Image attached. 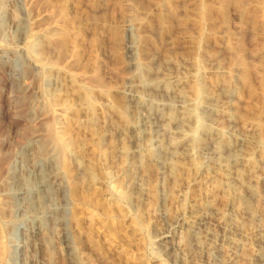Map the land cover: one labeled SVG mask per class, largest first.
<instances>
[{
	"label": "rangeland",
	"instance_id": "rangeland-1",
	"mask_svg": "<svg viewBox=\"0 0 264 264\" xmlns=\"http://www.w3.org/2000/svg\"><path fill=\"white\" fill-rule=\"evenodd\" d=\"M165 69L183 109L199 114L209 104L211 124L192 123L189 143L202 146L203 133L216 129L224 155L239 134L249 140V157L224 170L211 149L178 155L183 142L171 119L183 109L168 107L154 77ZM138 98L150 121L159 120L160 163L131 153L127 124ZM20 136L32 137L29 148L21 149ZM1 151L23 160L14 162L17 171L42 161L35 179L56 170L65 180L67 196L52 189L45 204L58 217L44 227L50 264H65L61 221L75 264H204L205 239L189 228L191 212L202 207L233 211L229 220L241 230L231 234L237 245L229 264H250L253 225L264 230V0H0ZM4 176L0 264H20L14 249L24 239L16 230L25 219L12 216L15 188ZM245 185L255 194L250 216L234 211ZM203 227L220 232L212 222Z\"/></svg>",
	"mask_w": 264,
	"mask_h": 264
},
{
	"label": "bare ground",
	"instance_id": "bare-ground-1",
	"mask_svg": "<svg viewBox=\"0 0 264 264\" xmlns=\"http://www.w3.org/2000/svg\"><path fill=\"white\" fill-rule=\"evenodd\" d=\"M128 29H131V27L130 28L128 27ZM127 49L129 52H132L134 50L131 43H130V45L128 44ZM133 58L134 57H132V60H133ZM133 68L136 70V72L139 75V77L141 78V80L142 79L144 80L146 75L144 74L145 71H144L143 67L141 66V64L139 62H133ZM154 77H156L155 80L157 81V84L159 83L158 87L161 86L160 88H158V89H160V91L162 90L161 95L164 98L166 97V100H168V102H169V103H167L169 105L168 107L175 108V104H177V106H179V110H180L182 108L181 106L184 105L183 102L181 101L182 96H181V98H179V97H177L178 95L177 96L171 95L169 93L170 92V84H171V82H173L172 80L175 79L173 73H171L169 70L165 69L164 72H162L160 75H158V76L154 75ZM148 78H150V77H148ZM153 81H154V79H153ZM142 85H144L146 87L144 82H142ZM135 93L136 92L133 93L135 95V96H133V99L136 98V96H137ZM138 95H139V93H138ZM155 97H156V94H155ZM130 99H132V97H130ZM144 106L146 107V104L144 102H141L139 100V98L135 101L133 107L135 109L134 114L136 115V118L132 121L130 120V122L127 124L128 127L126 126L128 134L130 135L129 138H130L131 143H132L131 153L137 154V155L146 154V156H147L146 159L148 161L153 162V163H160L162 161V156L159 157L160 154H162L161 148L159 149L158 147H156L157 145L156 146L154 145V142L156 140L158 133L161 132L160 124H158L159 120L155 121V122L150 121L151 119L149 117H151V116H148L147 115L148 113L146 112L147 113L146 114L145 111H143ZM203 106L204 107H203L201 112L199 111L200 112L199 114H195V112L193 111L194 109L193 110H186V109L182 108L183 110H180V112H178L179 114H175V116L177 115L178 118L171 119L172 130L179 134L178 138L183 142L182 146L179 149L177 147L178 155L182 156L184 158H187L189 156H192L193 154H198V153L203 154L206 151L211 149L213 151V154H215V156L217 155V158L219 159L218 160L219 162L217 163V167L219 169H224V170H226L228 168V166L230 165L229 162H232V165H233V163L235 164V163H239V162L243 161L245 159L246 155L249 157V154L251 155V153L248 154V153L243 152L244 151L243 145H246L247 143L249 144V140H247L245 138V136H239V134H234V137H233L234 145H233V148H231L233 150L231 151L228 148L229 151L227 150V153H225L226 155L225 154L223 155L220 152L221 149H218L221 146V145H219V143H221L220 142V140H221L220 133L216 129L210 128L211 126L209 127L210 128L209 131L206 130L203 133L204 139H203L202 146L198 147V146H195V145H192L189 143L190 142V136H194V134L196 132V131H194L195 130L194 125L201 124V120H204L206 122L209 121L208 120L209 117H208V113H207V110L209 108V104H205ZM175 113H177V112H175ZM133 118H131V119H133ZM153 119L154 118H152V120ZM209 122L211 124V121H209ZM192 123L194 125L191 126ZM23 138H24V136L22 137V140H21V136H20L21 143L20 142L19 143L21 145V149L29 148L31 145V141H30L31 139L30 138H32V137L30 136V138H28V139H25V138L23 139ZM172 142H173V140H172ZM218 145H219V147H218ZM158 146L160 147V145H158ZM24 150H26V149H24ZM7 151H9V150H7ZM7 151H3V153L1 151L0 174L5 175L4 177L7 178L8 182L9 183L11 182L10 183L11 187L15 188V193L13 194V196H11L13 198L14 203H15V205H14L15 206V212L12 214V216L16 213V214H19V216H18L19 218L25 219L24 223H22V224L20 223V225L18 227L16 226L18 228V230H16V231H18L23 236L24 241L23 242L21 241L20 242L21 245L18 244L17 247L14 249V251H17V255L19 258L18 260H19L20 264H50V260H49L50 256H48V254L46 253V249H47L46 246L48 245V243H47V238L45 237L46 235L44 233V227H46V225L48 226V224L53 225L56 221H58V217L53 214L54 210H53V212L50 211L49 207H47L45 204H46V202L48 204V202L50 200V191L52 189H55L60 195H62L64 197L67 196L66 195L67 189H68L67 185H66L64 179L59 178V175H58V173H56V170H54L55 171L54 173L53 172H47V176H45V177H43V174H42V176L40 178L35 179L34 177H36L37 175H41V173H42V170H43V162L42 161H36L35 160V162L33 164L31 163L32 164L31 168L27 169V167H26L25 171L24 170L20 171V169H21L20 168L17 171L15 168L14 162L21 163V161L23 162V160L19 161V159L17 160V158L14 159V156L11 155L12 153H9ZM246 151L249 152V149ZM35 157L38 158V156H35ZM39 160H41V159H39ZM51 160L53 161V159H51ZM19 166H20V164H19ZM52 168H53V166H52ZM77 171H78L80 177L88 178V179L91 178V175H92L91 170L80 168ZM36 172H38V173L35 174ZM44 172H45V170H44ZM48 174H52V180H51L52 182L48 181V177L50 176ZM235 180H238V183H240L239 178H235ZM239 185H242V183H240ZM247 186H249V185H247ZM247 186L245 185L244 187L246 188ZM141 189H142V187H140L138 190V193H137L138 198L141 197ZM252 189H251V186L247 187L245 194L242 195V197H238V199H239L238 203L239 204L236 206L235 210L233 207V210L235 211V213H239V214L241 213L244 215H249V213H248L249 199H251V197L255 195L254 191ZM9 190H11V189H9ZM62 196H61V198H62ZM63 200L65 201V198ZM231 215H233V211H231L230 215H228L226 212H221V213L210 212L209 213V212H207V208H204V207L199 208L197 210H193L191 212V216H190L191 225H189V228L199 231L202 234L203 238L205 239V243H203L201 246L204 264H229V262L231 261V258L234 255V247L237 245L236 239L234 237H232L231 234H233L235 232V227H237L238 230H241V228L239 226H237L236 224H234L233 221L232 222L230 221ZM14 217H15V215H14ZM61 217L62 216L60 215L59 218L61 220H64ZM253 221H256V219ZM208 222H212V223H215L216 225H218L220 232L216 233V232H213L212 230H210L206 227H203ZM4 223L5 222H3V224ZM64 223H65L64 221L63 222L61 221V223H60L61 226H63V228H62V240H61V243L63 244L62 250L63 249L65 250V254L62 255L63 256L62 261L65 264H75V261H73V257H72V249L73 248H72V245L70 243L71 240L69 241V235L64 228V225H65ZM1 229H2V223L0 222V233H1ZM47 230H48V227H47ZM252 233L254 234V236H256L258 238L252 244V256L250 258V264H264V251H263V248H264V239H263L264 238V230L261 229L258 225H253ZM158 236H160V235H158ZM262 239H263V241H262ZM159 246L165 252H169L173 248L172 245L168 242V240L166 238L161 239ZM33 249H35V251H33ZM222 251H224L226 253V256L222 257V253H223ZM1 253H2V249L0 248V255H1ZM61 254H62V252H61ZM15 255H16V253H15Z\"/></svg>",
	"mask_w": 264,
	"mask_h": 264
}]
</instances>
